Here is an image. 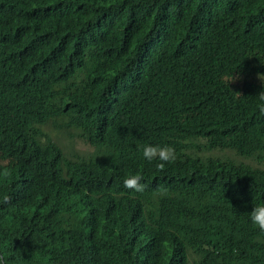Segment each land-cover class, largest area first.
<instances>
[{
	"label": "trees",
	"instance_id": "16d2710c",
	"mask_svg": "<svg viewBox=\"0 0 264 264\" xmlns=\"http://www.w3.org/2000/svg\"><path fill=\"white\" fill-rule=\"evenodd\" d=\"M260 76L264 0H0V264H264V169L192 142L264 161Z\"/></svg>",
	"mask_w": 264,
	"mask_h": 264
},
{
	"label": "clouds",
	"instance_id": "9594fccd",
	"mask_svg": "<svg viewBox=\"0 0 264 264\" xmlns=\"http://www.w3.org/2000/svg\"><path fill=\"white\" fill-rule=\"evenodd\" d=\"M238 75V74H237ZM233 79L232 75L230 79L225 80V83ZM261 87L255 93L256 97V117L264 118V79L261 78ZM228 86V84H227ZM141 154L146 161H166L171 162L175 159V151L170 145H155L146 143L141 148ZM157 167H162V164H157ZM141 176L139 174H131L126 176L122 180L124 188L132 189L136 192L143 190L144 185L140 182ZM9 196L6 193H0V202H7ZM248 219L250 223L255 226L261 234H264V203H259L251 208L248 213Z\"/></svg>",
	"mask_w": 264,
	"mask_h": 264
},
{
	"label": "rangeland",
	"instance_id": "374dc122",
	"mask_svg": "<svg viewBox=\"0 0 264 264\" xmlns=\"http://www.w3.org/2000/svg\"><path fill=\"white\" fill-rule=\"evenodd\" d=\"M60 123L61 120L53 119L44 127V129L49 135H52L56 139V140L54 139L55 141H57L59 144L63 146V148H65L68 157H73L74 159H78V158L88 159L93 149L85 145L81 139H77L72 142L66 136L65 134L66 131H63L62 128L60 127ZM192 142L197 146L195 147V149H193V154L196 156L199 153L200 158L203 161H207L210 157L213 156L214 158H221L219 160L224 163L245 165L251 168L264 169V161H260L258 159V156L243 159V157L241 156L239 157L232 150L208 151V147L207 149H205V146L207 144V139L204 138H199L198 141L194 139ZM198 146L202 147V149L200 150Z\"/></svg>",
	"mask_w": 264,
	"mask_h": 264
}]
</instances>
